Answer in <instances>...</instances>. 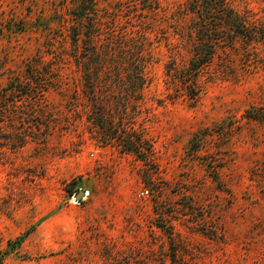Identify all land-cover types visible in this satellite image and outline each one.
<instances>
[{"label":"rangeland","instance_id":"1","mask_svg":"<svg viewBox=\"0 0 264 264\" xmlns=\"http://www.w3.org/2000/svg\"><path fill=\"white\" fill-rule=\"evenodd\" d=\"M190 1L0 0L3 264H264V41L220 48L193 102L167 69L193 55ZM230 2L264 29V0ZM77 9L98 21L103 48L143 49L147 81L128 115L110 94L132 89L115 82L128 64H107L99 85L100 120L127 126L142 154L99 140Z\"/></svg>","mask_w":264,"mask_h":264},{"label":"trees","instance_id":"2","mask_svg":"<svg viewBox=\"0 0 264 264\" xmlns=\"http://www.w3.org/2000/svg\"><path fill=\"white\" fill-rule=\"evenodd\" d=\"M87 1L90 0H83L79 9H82L83 6L86 7L88 3L85 2ZM189 6L190 10L197 13L198 16L194 26L195 36L193 35L194 39H192L193 55L188 64L181 69L175 68L171 64L167 65L170 76L168 84L169 86L179 87V89L176 88V92L180 93L181 90L189 99L196 102L201 92L199 77L213 62L218 50L226 46L235 45L239 39H245L249 44L264 41V29L258 31L256 25L251 23L249 17L240 14L230 0H191ZM79 9L74 13L76 24L72 26L74 31L72 43L75 46V56H77L78 65L83 72L84 93L91 104L90 118H92L94 123L105 128V132L99 140L102 144L113 143L123 146L125 150H132L142 154L138 140L136 141L132 137L133 135L128 132L127 126L117 129L113 128V126L104 125L103 120H100L105 118L109 110L107 111L102 103L103 98H101L99 93V85L101 72L107 64H118L119 62L128 64L127 70H130L131 74L126 79L118 78L115 82H121L125 88L129 87L132 89L124 95L110 93L114 98L122 97L119 100V103L123 107L125 106L122 113L128 115L126 103L130 102V98H140V92L147 81L145 75V63L147 61L144 58L143 49L137 45L132 47L126 40L121 38L118 39L119 45H116L117 47L107 45L106 49L103 48L105 47L104 43H99L98 21L92 16L85 15L87 13ZM39 95V92L35 91V93H27L26 96L38 98ZM1 98L0 94V102ZM252 112L249 110L247 114L250 117H254ZM176 253L173 248L171 252L172 262H174ZM3 261V255H0V264H3ZM135 264L147 263L140 261Z\"/></svg>","mask_w":264,"mask_h":264},{"label":"water","instance_id":"3","mask_svg":"<svg viewBox=\"0 0 264 264\" xmlns=\"http://www.w3.org/2000/svg\"><path fill=\"white\" fill-rule=\"evenodd\" d=\"M86 193V189H81L78 194H77V197L78 199H81Z\"/></svg>","mask_w":264,"mask_h":264},{"label":"built area","instance_id":"4","mask_svg":"<svg viewBox=\"0 0 264 264\" xmlns=\"http://www.w3.org/2000/svg\"><path fill=\"white\" fill-rule=\"evenodd\" d=\"M145 193H147V191H142V194H145Z\"/></svg>","mask_w":264,"mask_h":264}]
</instances>
